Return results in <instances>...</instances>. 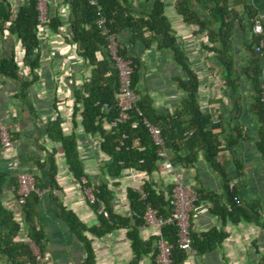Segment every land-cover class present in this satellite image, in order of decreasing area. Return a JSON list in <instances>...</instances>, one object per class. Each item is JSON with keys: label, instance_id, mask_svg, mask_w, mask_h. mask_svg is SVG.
Listing matches in <instances>:
<instances>
[{"label": "crops", "instance_id": "0c3cea01", "mask_svg": "<svg viewBox=\"0 0 264 264\" xmlns=\"http://www.w3.org/2000/svg\"><path fill=\"white\" fill-rule=\"evenodd\" d=\"M162 1L164 16L167 17L178 44L187 55L190 69L198 78L197 96L200 110L209 113L213 121L222 123L221 156L226 162L224 173L230 177V184L235 185L244 213L258 217L256 221H248L243 217L234 221L213 214L209 201L195 205L190 213L191 235L202 239L203 235L209 232H222L226 236L204 254H189L182 264H264V157L257 147L258 119L250 110L251 85L245 77L236 75L233 87L225 83L221 63L211 50L218 47L216 33L220 25L210 26L207 30L200 29L198 25L187 24L177 13L175 0ZM190 1L191 9L202 21H207L208 11L205 3ZM231 1H235L238 18L232 25L229 48L235 68L240 69L248 63L249 53L246 46L252 41L253 33L241 0ZM244 2L252 5L258 15L264 13V0ZM152 3L153 0H127L125 5L131 9L133 15L139 16L148 14ZM48 7L50 14L60 15L63 25L57 32L49 27L39 31V67L33 71L37 81L30 88L23 89V83L31 77V73L23 64L24 49L21 43L6 30L8 22L0 32V62L13 56L18 66L17 77L0 75V123L9 127L16 135L12 136L15 138L13 148L9 151L3 150L2 159L7 167L16 159L18 173L27 174L32 171L48 183V154L54 152L57 189L51 192L53 197L74 212L88 227L97 225V216L92 207L76 195L78 183L68 171L60 145L50 141L43 133L46 124L59 118L65 134H76V149L91 185L96 187L100 182L108 183L113 192L114 212L128 217V189L138 191L146 184H154L156 191L167 196V187L174 184V173L162 169L160 162L156 171L151 174L128 169L118 178H111L101 171L102 164L108 157L100 150L99 136L84 133L79 113L73 120L75 91L88 80L91 68L78 56L76 45L69 41L68 6L63 0H48ZM209 32H216V36H213L215 42L209 38ZM118 41L129 57L140 61V77L136 90L152 100V105L160 115L172 114L179 110L186 96L179 87V81L186 80L187 76L176 64L172 52L156 48L155 41L149 48L139 42L133 43L132 34L127 30L120 34ZM97 57L102 58L100 54ZM262 69L264 79V62ZM74 121L76 125L73 124ZM230 136L237 139L231 148H227L225 139H230ZM182 154L187 155L188 150H182ZM40 165H44L43 169H40ZM178 170L182 173L186 186L203 193L225 196L222 174L210 167L201 154L192 166H180ZM17 172L10 171L15 176ZM2 196L4 204L8 208H14L15 219L21 224V234L17 239H25L27 226L22 221L12 187L10 190H4ZM207 205L210 206L209 210L202 213L203 207ZM56 207L49 192L44 191L34 215V223L44 231L47 239V264H80L85 256L82 245L70 233L68 227L57 219ZM127 231V228H120L102 238H94L95 264L134 263V253ZM138 231L139 238L145 245V253L135 264H159L152 229L141 226ZM0 264H3V260Z\"/></svg>", "mask_w": 264, "mask_h": 264}, {"label": "trees", "instance_id": "16d2710c", "mask_svg": "<svg viewBox=\"0 0 264 264\" xmlns=\"http://www.w3.org/2000/svg\"><path fill=\"white\" fill-rule=\"evenodd\" d=\"M63 1L70 9L67 18L70 30L69 41L76 45L78 56L82 58L87 67L91 68L88 80L75 91L73 120L79 113L80 125L84 133L99 136L100 150L108 157L107 161L102 164L101 171L106 172L111 178H118L124 170L128 169L146 174L156 171L159 159L145 123L147 122L160 129L165 147L169 155L172 156L173 166H192L201 154L210 167L222 174L225 196L220 197L212 193H203L201 190H194L197 195L195 205L209 201L212 204L210 209L215 215L234 221L239 217L248 221L258 220L257 216H248L244 213L235 185L230 187L231 179L224 173L226 162L221 156L223 150L221 146L222 123L218 120L213 121L209 113L200 110L197 96L199 81L196 74L190 69L187 55L182 46L178 44L168 19L164 16V2L153 0L148 14L136 16L125 5L127 0H96L94 6L90 5L88 0ZM198 1L205 3L208 11L207 21H202L201 17L191 9L190 0H175L177 13L181 15L185 23L198 25L200 29L208 30L210 26L220 25L217 28V33L209 32V38L214 40L213 42L216 41L213 38L216 34L219 41L218 47H213L211 50L215 52L221 63L227 85L234 86V75L245 77L251 85L250 110L258 119L259 140L257 147L264 157V108L261 102L264 20L261 21L262 33L254 34L252 32V41L246 46L249 53L247 65L236 69L229 48L232 25L238 18L235 1ZM46 3L48 22L42 24L39 21L36 8L37 0H0V32L3 31L4 24L8 22L9 26L6 30L10 35L16 36L21 43L24 49L23 64L29 68L31 73V77L24 81L23 89L30 88L37 81V76L33 71L39 67L38 51L41 42L39 31L49 27L52 31L57 32L63 25L60 15L58 13L50 14L48 0ZM241 4L252 28L254 20L258 17V11L252 5L246 4L244 0H241ZM100 17L105 19L104 27L107 30V35H103V27L98 26ZM125 30L132 34L133 43L139 42L145 48H149L155 41L156 48L172 52L176 64L187 76L186 80L179 81V87L186 94L179 110L172 114L160 115L152 105V100L136 90L141 64L138 59L129 57L118 41L120 34ZM108 35L115 38L119 54L131 63L133 69L132 88L138 97L136 104L128 112L129 118L111 129L108 128V125L118 115L116 104L119 97V82L117 71L107 51ZM98 54L102 56L101 59H98ZM17 72L18 66L13 56L0 62V75L14 78L17 77ZM104 104H107L109 109L104 110L102 108ZM73 124L76 125L75 121ZM43 133L50 141L60 145L68 171L78 185L93 189L94 204L86 202L97 216L98 224L88 227L74 212L62 205L56 197H53L51 192L57 189L54 152L51 151L48 154L49 165L46 163L49 166L48 183L30 171L27 174L32 175L35 190L20 196L17 193L18 169L16 176L7 169L8 167L2 159L3 149L0 144V261L3 260V264H47V239L44 231L34 223V215L40 205L41 195L45 191L49 192V196L57 205L55 209L57 219L68 227L70 233L82 245L85 256L80 264H95L94 238H102L120 228L128 229L127 237L131 241L134 253L133 264H135L139 257L145 253V245L139 238L138 231L139 227L145 226L143 220L145 205L150 203L161 216L169 214L171 208L169 199L174 184L167 187V196L156 191L154 184H146L142 188L147 195L145 200L141 199L138 191L128 189L130 215L127 217L117 214L112 207L113 192L109 189L108 183L100 182L96 187L91 185L76 149V134H65L61 129L59 118L46 124ZM237 134L239 136L238 131ZM230 137V139H225L227 148H231L237 139L235 136ZM14 140L15 138L12 137V143ZM184 149L188 150V154L185 156L182 154ZM43 166L40 165V169H43ZM11 187L15 188L13 190L15 201L19 204L22 221L27 226L25 239H17L21 234V224L15 219L14 208H8L4 204L2 196L4 190H10ZM235 198L239 199L240 203H235ZM20 199H22L21 203ZM228 205L231 206V211L227 210ZM99 209H102V212L99 213ZM225 236L222 232H209L199 239L190 233V247L196 254H204L206 250L219 244ZM160 239L170 246V264H182L188 254L179 248L177 226H164L160 236L154 235L153 237L155 244ZM32 246L38 251L39 258L33 252Z\"/></svg>", "mask_w": 264, "mask_h": 264}, {"label": "built area", "instance_id": "2783aa9c", "mask_svg": "<svg viewBox=\"0 0 264 264\" xmlns=\"http://www.w3.org/2000/svg\"><path fill=\"white\" fill-rule=\"evenodd\" d=\"M90 5H96V0H88ZM38 11L39 21L42 24L48 22L47 18V3L46 0H37L36 5ZM264 20V13L258 15L254 20L252 26V32L254 34L262 33L261 21ZM105 19L100 17L98 19V26L103 27V35H107V30L104 27ZM108 45L107 51L109 53V58L112 61L118 75L119 82V97L117 100L118 115L113 121L108 125V128H115L118 124L123 123L129 118L128 112L136 104L138 98L132 88V74L133 69L129 60L124 59L118 51V44L113 36L108 35ZM261 102L264 108V79L261 84ZM104 110L109 109L107 104L102 107ZM150 133L151 139L156 147V153L161 164V168L166 171H172L174 173V187L170 196V213L161 216L158 214L157 210L152 207L150 203L145 205V211L143 215L144 225L151 228L154 235L160 236L161 230L167 225H176L178 229V244L179 248L184 250L188 255L195 254V251L190 247V213L195 208V203L197 201V195L189 186L184 183V177L182 173L179 172L178 167L173 166L171 163V156L165 147L164 140L161 135V131L158 127L150 125L145 122ZM0 144L3 150L9 151L13 148L12 134L10 128L4 124L0 123ZM8 169L10 171H16L18 169V161L13 159L8 164ZM18 188L17 193L20 196L26 195L28 192L35 190L34 180L32 175L19 173L18 174ZM233 185L231 184L230 187ZM12 190H15L12 187ZM37 191V190H36ZM92 188H83L80 185L77 187V193L83 197L84 200L88 201L90 204H94L95 197L93 195ZM141 199H146V193L140 189L138 190ZM22 199H20V203ZM235 203H240V200L235 198ZM210 206L207 205L203 207L202 213L209 210ZM227 210L231 211V206H227ZM102 209H99V213ZM158 250L157 261L159 264H170V246H168L163 240H158L156 243ZM38 256L39 254L36 253ZM193 264H201L195 262Z\"/></svg>", "mask_w": 264, "mask_h": 264}, {"label": "rangeland", "instance_id": "374dc122", "mask_svg": "<svg viewBox=\"0 0 264 264\" xmlns=\"http://www.w3.org/2000/svg\"><path fill=\"white\" fill-rule=\"evenodd\" d=\"M28 175H30V174H28ZM76 195H79V194L77 193V191H76ZM79 197H81V198L83 199V197H82L81 195H79ZM32 250H33V252H34L35 254L38 253V251L36 250V248L33 247V246H32Z\"/></svg>", "mask_w": 264, "mask_h": 264}]
</instances>
